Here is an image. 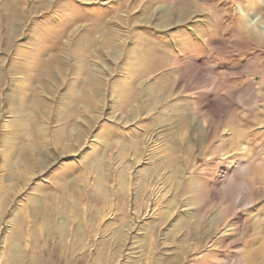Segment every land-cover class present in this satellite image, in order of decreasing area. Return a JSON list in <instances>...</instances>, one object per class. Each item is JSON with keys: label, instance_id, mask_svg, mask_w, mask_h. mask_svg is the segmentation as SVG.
I'll list each match as a JSON object with an SVG mask.
<instances>
[{"label": "rangeland", "instance_id": "374dc122", "mask_svg": "<svg viewBox=\"0 0 264 264\" xmlns=\"http://www.w3.org/2000/svg\"><path fill=\"white\" fill-rule=\"evenodd\" d=\"M235 8L0 0V264H264V22Z\"/></svg>", "mask_w": 264, "mask_h": 264}, {"label": "bare ground", "instance_id": "6f19581e", "mask_svg": "<svg viewBox=\"0 0 264 264\" xmlns=\"http://www.w3.org/2000/svg\"><path fill=\"white\" fill-rule=\"evenodd\" d=\"M238 2V5L240 6V8H235V16L239 19V22H240V28L239 29H243V30H246L247 32L249 33H253L254 32V29L252 27V24L251 22L249 21V17L245 11L246 8H248L249 6H254L257 8L258 10V13L260 14V20L262 22H264V5L262 2H260L259 0H236ZM264 2V0H263ZM141 3V2H140ZM156 8H172V6L170 5H161V6H158ZM161 10V9H160ZM183 11V10H182ZM162 13H163V10H162ZM166 15V14H165ZM168 18V17H167ZM192 19H194L193 23L195 24V26H191L189 25V21L188 19L185 17V14L184 12H180L178 14V16L176 18H174V23L177 24V25H184L186 24V26L189 28V29H186L188 31H185L184 29L180 28L179 29V32L177 33V39L175 40H172V38L170 39V41H172V43L174 44L175 46V49H177L178 51L180 50V48L182 46H184V44L188 43L189 41H194L195 39H204L205 38V35H206V29H202V25L204 23V21L199 17L198 18V15L197 17L194 16L192 17ZM166 26V25H165ZM207 28V27H206ZM176 35V34H175ZM135 46V45H134ZM133 49V48H132ZM137 49V48H136ZM133 51V50H132ZM165 55V54H164ZM63 57V56H62ZM162 57V56H161ZM73 69V67H72ZM72 71V70H71ZM199 71V70H198ZM197 71V74H199V72ZM206 73V72H205ZM199 78V77H198ZM18 79V78H17ZM16 79V80H17ZM12 97V96H11ZM10 95L8 97V101H7V107H9V105H11V99ZM146 98H148L146 96ZM114 99V98H113ZM146 100V99H145ZM116 102V101H115ZM158 104V103H157ZM155 106V105H154ZM168 107V106H167ZM160 108V107H159ZM170 108V107H168ZM24 115H20L19 118H21L22 120L24 119L23 117ZM161 118H168L170 117V114L168 113L167 111V108H164V109H161L160 110V115ZM25 120H26V117H25ZM24 120V121H25ZM129 120V119H128ZM22 122V121H21ZM5 128V127H4ZM28 130L30 128H27ZM33 129L39 133V135H43V128L42 127H38L36 126L35 124H33ZM143 132V131H142ZM142 138V137H141ZM6 142V141H5ZM28 146V145H27ZM33 148L30 147V150H28L27 152L23 153L20 155V158L23 159L24 161H26L28 159V161H30V159L33 157H31L30 155V151H32ZM16 158V157H15ZM34 158V157H33ZM19 159V158H18ZM35 159V158H34ZM22 161V160H21ZM35 161V160H34ZM23 162V161H22ZM175 162V161H174ZM25 163V162H24ZM40 163L42 164H47L46 161H44L43 159L40 160ZM99 165V164H98ZM96 166V165H95ZM102 166V165H101ZM100 166V167H101ZM181 167V165H180ZM184 169V168H183ZM97 170V169H96ZM99 170V169H98ZM103 170V169H102ZM101 170V171H102ZM175 170V169H174ZM179 170V169H178ZM182 170V169H181ZM99 172V171H98ZM100 173V172H99ZM176 175V174H175ZM181 175V174H180ZM178 177V176H177Z\"/></svg>", "mask_w": 264, "mask_h": 264}]
</instances>
